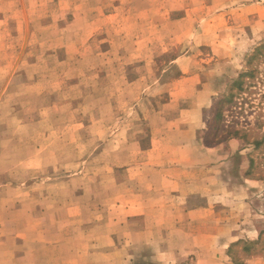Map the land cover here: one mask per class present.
Masks as SVG:
<instances>
[{"label":"rangeland","instance_id":"obj_1","mask_svg":"<svg viewBox=\"0 0 264 264\" xmlns=\"http://www.w3.org/2000/svg\"><path fill=\"white\" fill-rule=\"evenodd\" d=\"M26 1L0 0V264H120V191L131 188L132 169L147 176L150 148L163 155L173 147L161 128L179 115L178 92L189 105H209L200 138L219 149L215 158L229 153L221 177L256 183L231 210L241 239L224 255L180 264H264V142L254 144L264 135V58L245 91L230 88L264 44V25L239 10L262 3L166 0L157 19L164 27L149 33L132 29L150 25L133 16L146 0H82V16L92 4L93 27L76 40L74 28L55 27L72 19L53 12L56 2ZM23 6L34 13L30 30L18 32ZM232 92L216 122V103ZM232 130L243 139L227 136ZM141 252L129 264H158Z\"/></svg>","mask_w":264,"mask_h":264},{"label":"crops","instance_id":"obj_2","mask_svg":"<svg viewBox=\"0 0 264 264\" xmlns=\"http://www.w3.org/2000/svg\"><path fill=\"white\" fill-rule=\"evenodd\" d=\"M52 1L56 2L54 13L64 18L72 16V19L70 17L68 21L66 20L65 26L55 27L61 28L60 31L74 28L76 40L78 37V40H81L83 33L85 35L92 33V4L88 12L85 9L82 16L80 5H77V2L82 0ZM146 1L148 7L142 12L140 10L138 14L134 13L133 16L150 18V25L148 29H142L141 25L134 22L133 31L151 33L156 32L157 26L164 27L162 24L157 25V19L160 18L159 11L163 9L166 0ZM221 1L236 5L238 2L254 0H213V3ZM255 1L262 4L247 5L239 11L244 15V21L256 22L263 26L264 0ZM157 5H160L159 9ZM256 11H259V14H256ZM230 12L234 14L238 10L231 9ZM27 13L32 14L34 11L23 6L15 13L16 16L20 14L22 17V20L14 17L17 20L16 31L30 30ZM36 13L38 16H45V8L36 10ZM76 20H80V26H76ZM180 61L181 59H177L173 63L177 65ZM194 92L189 90L188 95ZM178 95L179 98L175 100L177 110L174 113L179 115L174 116L175 121L163 123L161 128L164 138H167L163 141L164 145L171 144L173 147L168 150V154L163 155L160 151L153 154L155 146L150 148L147 152L152 156L148 158V165L152 168L147 176L141 177L140 170L132 169L134 171L132 184H128L131 188L120 191L123 194L120 198V264H129L139 251H142L140 254L143 258H156L158 264H180L181 258L190 255L197 258L201 256L216 258L218 255H224L229 244L241 239L240 235L233 234L230 227L234 214L231 210L236 201L237 204L242 202L240 206H243L248 191L256 183L244 175L243 177L240 175L241 184H232L234 181L232 182L229 177H221L218 170L228 165L229 153L215 158V152L219 149L206 147L200 138V135L202 137L204 134L203 117L209 105L206 103L196 105L193 102L189 105L183 100L187 93L178 92ZM169 107V103L165 104L164 111ZM172 129H175L174 133ZM228 145H231V142H228ZM238 154L241 157L244 155L242 151ZM233 180L237 181L236 177ZM146 197L156 198V201L147 204ZM136 241L145 243L138 247L137 243L134 244ZM206 241L209 242L207 248Z\"/></svg>","mask_w":264,"mask_h":264},{"label":"trees","instance_id":"obj_3","mask_svg":"<svg viewBox=\"0 0 264 264\" xmlns=\"http://www.w3.org/2000/svg\"><path fill=\"white\" fill-rule=\"evenodd\" d=\"M264 58V44L257 47L252 54H250L247 58V71L239 74L236 80H234L230 86L231 90H235L236 94L239 92L245 91L250 85L252 80L255 78V70L252 69L255 64L258 63L259 60H262ZM235 93H231L230 95L227 96V98L220 100L219 102L216 103V109H218L217 114L214 116V120L216 122H222L223 121V114L221 113V108L224 104H232L233 99H235ZM227 136L232 137L233 139H243L238 131H230ZM264 142V135L262 136L260 141H255L254 144L256 147L262 145ZM207 146V144H206Z\"/></svg>","mask_w":264,"mask_h":264}]
</instances>
